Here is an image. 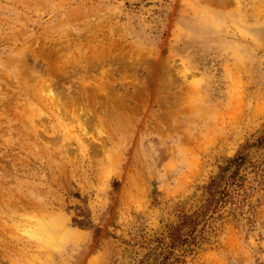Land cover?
Instances as JSON below:
<instances>
[{
  "label": "rangeland",
  "instance_id": "obj_1",
  "mask_svg": "<svg viewBox=\"0 0 264 264\" xmlns=\"http://www.w3.org/2000/svg\"><path fill=\"white\" fill-rule=\"evenodd\" d=\"M0 264H264V0H0Z\"/></svg>",
  "mask_w": 264,
  "mask_h": 264
},
{
  "label": "bare ground",
  "instance_id": "obj_2",
  "mask_svg": "<svg viewBox=\"0 0 264 264\" xmlns=\"http://www.w3.org/2000/svg\"><path fill=\"white\" fill-rule=\"evenodd\" d=\"M40 225V224H39ZM43 225V224H42ZM41 226V225H40Z\"/></svg>",
  "mask_w": 264,
  "mask_h": 264
}]
</instances>
